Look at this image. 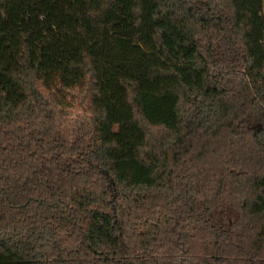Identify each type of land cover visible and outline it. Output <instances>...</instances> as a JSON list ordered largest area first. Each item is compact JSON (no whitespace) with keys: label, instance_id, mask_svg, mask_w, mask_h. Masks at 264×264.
Here are the masks:
<instances>
[{"label":"trees","instance_id":"16d2710c","mask_svg":"<svg viewBox=\"0 0 264 264\" xmlns=\"http://www.w3.org/2000/svg\"><path fill=\"white\" fill-rule=\"evenodd\" d=\"M0 264H264V0H0Z\"/></svg>","mask_w":264,"mask_h":264},{"label":"rangeland","instance_id":"374dc122","mask_svg":"<svg viewBox=\"0 0 264 264\" xmlns=\"http://www.w3.org/2000/svg\"><path fill=\"white\" fill-rule=\"evenodd\" d=\"M89 116L85 114L82 110L78 108H72L69 113L64 116L65 126L68 131L71 132L73 129H77L81 125L88 123Z\"/></svg>","mask_w":264,"mask_h":264},{"label":"water","instance_id":"95a60500","mask_svg":"<svg viewBox=\"0 0 264 264\" xmlns=\"http://www.w3.org/2000/svg\"><path fill=\"white\" fill-rule=\"evenodd\" d=\"M113 182V181H112Z\"/></svg>","mask_w":264,"mask_h":264}]
</instances>
